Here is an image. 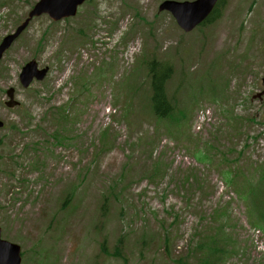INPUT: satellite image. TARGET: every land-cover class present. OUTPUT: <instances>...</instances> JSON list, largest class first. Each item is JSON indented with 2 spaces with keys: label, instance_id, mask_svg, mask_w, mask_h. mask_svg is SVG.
<instances>
[{
  "label": "rangeland",
  "instance_id": "1",
  "mask_svg": "<svg viewBox=\"0 0 264 264\" xmlns=\"http://www.w3.org/2000/svg\"><path fill=\"white\" fill-rule=\"evenodd\" d=\"M37 1L0 0V42ZM162 1L91 0L72 19L33 18L3 54L0 228L21 264H203L221 245L213 264H264V95L253 98L264 0H223L189 33ZM146 58L172 66L166 90L182 114L168 126L148 112ZM29 61L48 74L22 89Z\"/></svg>",
  "mask_w": 264,
  "mask_h": 264
},
{
  "label": "water",
  "instance_id": "2",
  "mask_svg": "<svg viewBox=\"0 0 264 264\" xmlns=\"http://www.w3.org/2000/svg\"><path fill=\"white\" fill-rule=\"evenodd\" d=\"M85 0H41L37 3L33 11L16 31L6 36L0 43V59L3 53L10 47L13 41L20 35V33L28 25V22L34 17L41 14H48L53 20L57 21L61 18L73 16L76 7L81 5ZM217 0H196L192 3H176L167 1L163 3L160 10L169 11L175 18L179 27L185 31L190 32L195 26L199 25L212 11ZM47 69L39 71L37 64L34 61L27 63L21 70L19 75V82L24 88H27L33 79L37 81L43 80ZM263 90L257 96L258 98L264 94V75L261 80ZM10 102L6 103L8 107H14L16 103L13 99V90L7 91ZM0 127L2 124L0 123ZM20 247L11 244L1 239L0 229V264H21Z\"/></svg>",
  "mask_w": 264,
  "mask_h": 264
},
{
  "label": "trees",
  "instance_id": "3",
  "mask_svg": "<svg viewBox=\"0 0 264 264\" xmlns=\"http://www.w3.org/2000/svg\"><path fill=\"white\" fill-rule=\"evenodd\" d=\"M223 4V1L221 2V5ZM220 5V6H221ZM220 6L215 9L212 14L206 19V21L203 23V25H207L213 21H215L220 16ZM220 8V9H219ZM147 67V74L148 78L150 80L149 83V100H148V106L150 115L152 118L155 119V121L161 123L162 121L171 120L172 117L175 115L176 112L180 111V114H182V110L177 109L176 104L174 102V98L171 96H168L167 94V84L168 81L171 79L172 74V66L167 63L164 64L162 62L157 61L155 58H153L151 61H148L146 63ZM184 73V72H183ZM191 89V87H189ZM182 91V90H181ZM184 94L187 93L186 90L183 92ZM195 94H193V97ZM62 110V116L59 115V118L61 121L67 120L66 113ZM175 120H178L175 119ZM107 199H105L106 202ZM105 206L104 203L102 205ZM102 207V210L104 208ZM168 238H164V245L168 242ZM209 238L202 241V243L197 247L196 252L194 254H203L207 249H210L211 247L207 246L206 244L209 243ZM218 251H222V249H218ZM213 255L209 253V256H207L205 262L203 264H213V262L217 259L212 258ZM182 260V259H180Z\"/></svg>",
  "mask_w": 264,
  "mask_h": 264
}]
</instances>
